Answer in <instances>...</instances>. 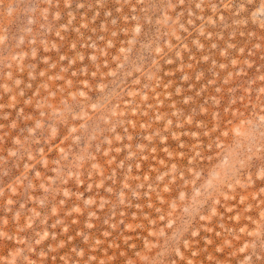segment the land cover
Listing matches in <instances>:
<instances>
[{
	"label": "rangeland",
	"instance_id": "obj_1",
	"mask_svg": "<svg viewBox=\"0 0 264 264\" xmlns=\"http://www.w3.org/2000/svg\"><path fill=\"white\" fill-rule=\"evenodd\" d=\"M0 264H264V0H0Z\"/></svg>",
	"mask_w": 264,
	"mask_h": 264
}]
</instances>
